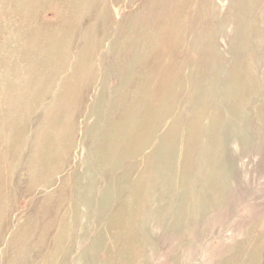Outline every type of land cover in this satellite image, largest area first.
I'll list each match as a JSON object with an SVG mask.
<instances>
[{
  "label": "rangeland",
  "instance_id": "1",
  "mask_svg": "<svg viewBox=\"0 0 264 264\" xmlns=\"http://www.w3.org/2000/svg\"><path fill=\"white\" fill-rule=\"evenodd\" d=\"M0 236V264H264V0H0Z\"/></svg>",
  "mask_w": 264,
  "mask_h": 264
},
{
  "label": "bare ground",
  "instance_id": "2",
  "mask_svg": "<svg viewBox=\"0 0 264 264\" xmlns=\"http://www.w3.org/2000/svg\"><path fill=\"white\" fill-rule=\"evenodd\" d=\"M59 24H57V26H58ZM44 28V27H43ZM51 40V39H50ZM49 40V41H50ZM50 43V42H49ZM55 49V48H54ZM51 53V52H50ZM55 53V52H54ZM12 162H14V161H12ZM1 237V236H0ZM54 241V240H53ZM54 245V244H53ZM57 247V246H56ZM63 249V248H62ZM53 253H54V251H53ZM54 255V254H53ZM53 260V259H52ZM57 260V259H56Z\"/></svg>",
  "mask_w": 264,
  "mask_h": 264
}]
</instances>
